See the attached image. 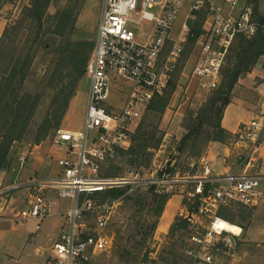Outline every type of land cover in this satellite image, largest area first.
<instances>
[{
	"label": "built area",
	"instance_id": "1",
	"mask_svg": "<svg viewBox=\"0 0 264 264\" xmlns=\"http://www.w3.org/2000/svg\"><path fill=\"white\" fill-rule=\"evenodd\" d=\"M4 1L0 0V14ZM197 12L204 19L194 44L198 53L192 76L200 90L211 92L221 85L222 70L237 38L250 39L259 27L264 32V13L261 21L256 20L248 0H103L86 64L89 90L83 129L58 130L55 144L67 148V156L58 160V173L13 183L0 179V223L10 220L17 225L32 219L40 230L42 220L63 217L46 264H89L113 248L115 233L109 226L120 200L102 198L100 194L109 189L179 196V218L189 231L186 264H214L225 234L238 235L222 227L223 208H255L263 203L264 172H251V161L242 169L215 172L208 156L189 157L180 165L175 151L164 160L156 155L148 166L127 174H103L110 162L120 158V151L132 146L147 106L171 82L191 33L188 20ZM113 72L123 80L120 88L124 84L128 88L121 105L112 90ZM259 78V105L234 133L235 143L249 147L250 153L262 147L264 66ZM21 189L27 190L26 209L17 213L6 197Z\"/></svg>",
	"mask_w": 264,
	"mask_h": 264
},
{
	"label": "rangeland",
	"instance_id": "2",
	"mask_svg": "<svg viewBox=\"0 0 264 264\" xmlns=\"http://www.w3.org/2000/svg\"><path fill=\"white\" fill-rule=\"evenodd\" d=\"M28 3L29 0H5L1 2L4 13L0 14V37L6 27H8L7 23H9V26L12 23V26L15 23L14 21L23 15L24 7ZM67 3H69V0H54L49 7L48 13L54 15L62 10ZM102 3L103 0H85L80 11L77 9L79 14L76 19L75 30L71 35L72 41L95 40ZM258 11L263 15L264 0H260ZM146 28L148 27L144 25V29ZM55 39L49 35L46 36L48 48L55 43ZM187 42L184 45V51L186 48L188 50V46H186L188 45ZM170 44L169 42V45H167V51L172 46ZM197 50L196 45H193L189 51V55H182L178 68L172 76L171 83L169 82L167 87V89H170L171 84H175L176 89L159 125L161 132L158 135L162 133L164 135L159 146L160 150H157L153 155V158L158 155L156 156L158 160H164L170 154L178 151V163L185 165L187 156H189L187 151L181 152L179 148L180 141L186 133V129L183 126L184 117L191 112L195 115L210 94L208 91L200 90L195 80H193V68L196 63L194 59L198 53ZM47 52V50L41 49L33 63L32 71L36 73L37 78L42 76L47 68L49 57ZM263 66L264 59L260 60L251 72L241 76L232 92L231 103H239L245 107L249 111V119L260 102L258 91L262 87L259 86V76L262 74ZM112 74L114 77L112 90L116 93L115 98L118 100V104L121 105L128 94V88L125 84L124 88H120L119 85L123 84L121 82L123 80L119 79L115 72ZM127 86L129 87V83ZM88 90L89 84L86 80H83L78 86L76 96L70 102L68 121L72 130L83 129ZM51 97L52 92H48L45 95L29 127L28 134L22 141L16 142L13 145L10 151V165L7 169L0 172V179H3L5 183H13L14 180H26L34 176L40 178L50 177L58 173V160L67 156V148L55 144L54 140L58 131L54 134L52 133V135L38 145L33 144L30 137V134L41 123ZM144 115L145 112L143 118ZM245 116V111L238 108V119L236 122ZM61 129L64 130L63 128ZM235 142V135H232L231 138L226 139L224 142H210L208 144L205 151H203V155L210 156L213 170L219 172L225 167L242 169L251 161V172H261L264 169V132L261 133L259 138V142L263 147H260L256 152L250 153L249 147L239 146ZM115 163L123 168L121 175L140 169L139 167L129 165L127 157L118 158ZM133 192L138 191H127V193ZM26 194L27 190L21 189L6 197L8 204L12 201L10 206L14 208V212L18 213L26 209ZM111 199L113 198L109 197L105 200ZM116 200H120V203L109 226V229L115 233L114 246L110 251L100 254L91 264H124L120 261L121 249L124 247L129 250L133 249L134 239L129 237V235L132 233L130 224H134L137 221V218L132 217L134 208L128 206L121 198ZM65 202L66 205L69 203V201ZM65 202L62 204H65ZM166 205L156 228L152 232L148 228L142 231V234L148 237L147 248L143 250V253L145 249L150 250L148 259L145 262H137L135 264H186L184 252L186 235L181 236L177 232L174 236L170 237L168 234L170 233L171 226L179 218L180 197L173 196L172 202L169 203L170 209H177V211H174V218L169 226L167 224L168 212L166 211ZM55 209L59 211L58 206ZM240 210L245 211L247 217L244 219L241 216H237L233 224L242 229V234H225L226 240L220 244L214 255V264H264V201L260 206L255 208L234 206L222 210L221 213L232 217L233 213L241 215L242 212ZM58 211L54 212L57 213ZM146 219L150 220L149 218ZM63 222L64 219L61 215H54L40 222V230L36 229L38 221L32 219L17 225L10 220L1 222L0 264H46L51 247L61 233ZM228 222L232 223L231 221ZM133 232L135 233V231ZM171 251L176 255V263L172 262L174 257L169 254Z\"/></svg>",
	"mask_w": 264,
	"mask_h": 264
},
{
	"label": "trees",
	"instance_id": "3",
	"mask_svg": "<svg viewBox=\"0 0 264 264\" xmlns=\"http://www.w3.org/2000/svg\"><path fill=\"white\" fill-rule=\"evenodd\" d=\"M53 1L29 0L24 7L23 15L16 19L12 26L10 24L6 27L0 37V172L9 167L11 149L16 142L22 141L28 134L45 95L52 92L41 123L30 134L35 145L61 129L79 84L86 80V64L93 50L94 41L71 40L77 15L85 0H69L62 10L52 15L48 10ZM248 1L254 6L255 19L261 21L263 15L258 11L260 0ZM203 19L204 15L198 12L190 17L189 24L192 29L186 45L188 50L186 48L183 52L184 56L189 55L191 47L202 33ZM47 35L56 38L57 41L49 48ZM41 49L48 51V65L44 74L37 78L32 68ZM262 59H264V32L261 27L250 39L243 36L237 38L222 70L221 85L210 92L195 115L191 112L184 117L183 126L186 133L180 141L179 148L181 152H188V158L203 155L210 142H224L234 135L222 126L224 111L231 103L232 92L241 76L251 72ZM171 85L170 89L166 88L162 94L155 95L151 100L140 126L133 134L132 146L120 151L119 157H127L129 165L148 166L152 161L153 151L161 145L164 134L158 135L161 132L159 125L176 89L175 84ZM115 161L110 162L104 169L105 176L121 175L123 168ZM100 195L104 199L121 198L128 206L134 208L132 217L137 218V221L130 224L132 233L129 235L134 239L133 249L122 248L120 261L124 264L145 262L150 250L145 249L143 253L144 248H147L148 237L143 235L142 231L148 228L152 232L156 228L170 198L141 191L127 193L126 189L121 188L109 189ZM224 209L229 208L222 210ZM240 212L241 215L233 213L232 217L221 212L220 215L226 219L225 221H231L233 224L237 216L244 219L247 217L245 211L240 210ZM146 218L153 221H148ZM177 232L181 236L189 232L187 223L180 218L176 219L168 234L171 237ZM169 254L174 257L172 262L176 263L175 253L171 251Z\"/></svg>",
	"mask_w": 264,
	"mask_h": 264
},
{
	"label": "crops",
	"instance_id": "4",
	"mask_svg": "<svg viewBox=\"0 0 264 264\" xmlns=\"http://www.w3.org/2000/svg\"><path fill=\"white\" fill-rule=\"evenodd\" d=\"M238 108L242 109L245 111L246 113V116L243 117L240 121H237L236 120L238 119ZM69 110L62 122V125H61V128H63L64 130H71V131H75V130H72L71 127H70V123L68 121L69 119ZM249 111L246 110L245 107H243L242 105H240L239 103H230L225 111H224V114H223V117H222V126L228 130L229 132L231 133H235L238 129V127L244 123V122H247L249 121ZM214 144V143H213ZM211 146V144H210ZM263 147V146H262ZM209 158L210 156L207 155ZM213 158V157H212ZM262 158V157H261ZM263 159H264V155H263ZM264 170V169H263ZM263 170H261V172H264ZM173 200V197H171L166 205V212L167 213V220H168V226L169 224L172 223L173 221V218H174V211H177V209H170V206H169V203H171Z\"/></svg>",
	"mask_w": 264,
	"mask_h": 264
},
{
	"label": "bare ground",
	"instance_id": "5",
	"mask_svg": "<svg viewBox=\"0 0 264 264\" xmlns=\"http://www.w3.org/2000/svg\"><path fill=\"white\" fill-rule=\"evenodd\" d=\"M222 227L224 229H227L228 231H232L235 234H242L241 233V228L237 226L236 224H232L228 221H225L222 219Z\"/></svg>",
	"mask_w": 264,
	"mask_h": 264
}]
</instances>
